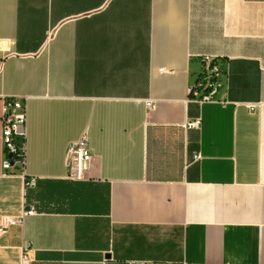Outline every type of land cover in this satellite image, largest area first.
Returning a JSON list of instances; mask_svg holds the SVG:
<instances>
[{
  "label": "crops",
  "instance_id": "obj_1",
  "mask_svg": "<svg viewBox=\"0 0 264 264\" xmlns=\"http://www.w3.org/2000/svg\"><path fill=\"white\" fill-rule=\"evenodd\" d=\"M203 54L221 87L195 104ZM8 95L26 159L4 174L0 120V219L34 212L0 264H264V0H0V110Z\"/></svg>",
  "mask_w": 264,
  "mask_h": 264
},
{
  "label": "built area",
  "instance_id": "obj_2",
  "mask_svg": "<svg viewBox=\"0 0 264 264\" xmlns=\"http://www.w3.org/2000/svg\"><path fill=\"white\" fill-rule=\"evenodd\" d=\"M201 70L195 80L187 87L188 101L195 104L217 101V93L221 87V69L216 56L203 54L200 56ZM146 106H151L146 102ZM251 110L253 106H247ZM26 98L3 96L0 110L1 134L3 145V159L1 162L5 175L11 169H17L24 177L26 159ZM200 119L194 117L185 123L187 129H198ZM93 154L85 133L80 138L69 144L67 148L68 178L71 180L87 179L91 167ZM199 158L198 153L192 155L193 160ZM26 186L34 185L32 179L25 180ZM34 212L33 206L24 207L18 216H2L0 219V236L12 225L23 223L27 214ZM26 254L22 252L21 261L24 262Z\"/></svg>",
  "mask_w": 264,
  "mask_h": 264
}]
</instances>
